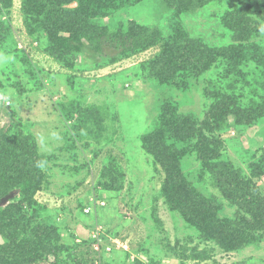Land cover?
<instances>
[{
  "label": "rangeland",
  "instance_id": "rangeland-1",
  "mask_svg": "<svg viewBox=\"0 0 264 264\" xmlns=\"http://www.w3.org/2000/svg\"><path fill=\"white\" fill-rule=\"evenodd\" d=\"M91 1L83 4L82 24L92 31L143 28L154 32V40L133 54L109 48L93 51L81 30L61 27L52 37L64 42L74 35L80 40L64 63L65 57L59 60L49 53L52 29L25 22V0H0V33L7 31L5 43L11 52L0 53V131L11 129L8 140L16 139L18 132L34 138L44 160V175L28 179L33 185L27 195L18 185L0 192V210L5 209L0 217V264L32 259L35 264H94L103 254L98 242L110 248L103 264H199L181 261L184 246L187 254L195 246L211 250L210 259L200 264H264V229H251L240 221L244 213L221 196L215 184L217 168H202L198 147L166 138L168 145L176 146L179 169L194 190L243 238L231 251L205 242L165 202L164 173L142 148V137L158 116L173 113L201 121L211 107L227 104L228 96L261 102L264 5L255 3L254 13L247 17L259 23L254 29L249 20L246 27L243 24L241 2L220 1L198 15L181 16L163 0ZM54 6L69 17L80 12L78 0ZM226 14L237 27L219 21ZM249 28L254 29L250 34ZM259 56L263 57L256 61ZM173 80L179 86L172 85ZM74 102L100 107L105 114L104 136L100 142L90 141L86 150L82 141L76 142V149L63 148V136L71 135L73 121L62 119L60 107L66 112ZM260 120L257 126L242 127L228 115L227 128L215 135L223 142L220 162L231 173L252 179L264 198V116ZM94 153L98 156L92 164ZM107 155L115 158L124 181L114 199L102 193L101 200L107 201H101L96 194ZM257 168L260 172L252 176ZM100 202H105L101 209ZM23 209L28 218L33 216L31 222L19 218ZM112 250L115 257L108 256Z\"/></svg>",
  "mask_w": 264,
  "mask_h": 264
},
{
  "label": "trees",
  "instance_id": "trees-1",
  "mask_svg": "<svg viewBox=\"0 0 264 264\" xmlns=\"http://www.w3.org/2000/svg\"><path fill=\"white\" fill-rule=\"evenodd\" d=\"M53 1L58 2V4L67 2V0H25L26 5L24 7L26 10H24V20L27 24L31 23L34 26H41L40 28L52 29L51 33L48 32V37L52 38L53 43L49 53L55 59L63 60L62 57H65L64 63L67 61L68 52L72 54L78 47L80 40L74 35L64 42L52 37L54 35L52 33L59 31L58 28L61 27H69L76 32L81 30L86 37V41L90 46L89 48L93 51H102L103 48H109L113 51H118L120 54H133L146 48L154 40V32L143 28L127 29L124 31L117 28H113V31L110 29L92 31L91 28L82 24V18L86 14V10L83 11V4L90 5L93 3L91 0H78L80 12L78 15L75 14L71 17L68 16L67 12L55 7ZM163 1H167V5L175 10L176 15L181 16L198 15L210 4L220 3V1L229 2L231 5L241 2L243 7L238 12L243 13V24L245 27L248 25L249 19L247 20V17L250 18L249 16L254 13L252 9L255 3L260 4L257 6L264 5V0ZM28 6L30 7L29 12L27 10ZM221 20L223 24L229 22L233 27H237L228 14L222 15L219 18V21ZM249 22L250 26L254 29L259 25L258 22H253V20H249ZM254 29L249 28L247 33L250 34ZM6 33H0V45L5 48H7L5 43L7 39ZM4 47L0 46V53L7 56L11 54L8 48L5 50ZM256 48L253 47L254 50ZM262 57L259 56L256 61H260L259 59H262ZM78 80L79 78L74 79L75 82ZM156 81L159 82L160 78L156 77ZM258 83L263 94L259 96L261 102L257 104H254V98L249 99L248 102H244L240 97L228 96L231 99L227 101V104L220 105L221 107L217 108L211 107L201 121L192 120L189 116H179L173 113L161 115L158 116V122L154 127L142 137L143 150L152 157L154 163L159 165L164 173L161 193L165 202L172 205L173 211H178L190 226L203 235L205 242L213 241L215 245L225 251H231L238 247L242 243L243 238L226 221L218 218L215 206H212V204L194 190L186 176L179 169L180 154L176 146L168 145L166 138L170 140L174 139V142L177 140L180 143L191 144V148L198 147L199 149L196 154L197 158L201 161L202 168H217L214 171V175L217 178L215 184L221 196L244 213L245 217H242L240 221L251 229H264V198L259 194L256 184L251 182L252 179L247 180L236 172L231 173L220 162L217 155L223 142L219 135H215V133L222 132L227 128L226 117L228 115L233 116L236 124L243 125L242 127L260 124V118L264 116V76H260ZM172 85L179 86L175 80L172 81ZM223 98L224 96H222ZM81 105L80 102L78 104L74 102L70 106L65 107L66 112L61 110L60 107L62 119L65 121L69 120V122L73 121L70 124L71 135L67 133L63 136L65 140L64 149H76V142L82 141V146L86 150L90 147V141L95 140V142H100L99 139H102L104 136L103 117H105V114L99 112L100 107H82ZM10 130L5 129L4 131H0V192L3 191L6 194L12 186L18 185V188L22 189L21 194L25 196L33 185L28 179L32 178V176L38 179L44 175L42 171L44 160H42L41 154L38 153V146L34 138L24 136L21 132H18L15 135L16 139L8 140L7 137L10 136ZM205 132L209 133L211 137H205ZM97 156L94 153V157L90 160L92 164ZM102 161L104 163L100 169L99 179L104 182H98V187L100 188L98 192L96 191V195L101 200V194L106 193L111 196L109 198L112 200V197L114 199V196L118 192L120 193L123 187L124 175L122 176L120 173V168L115 164V158L111 155H107L105 160ZM90 162L88 165H91ZM253 168H255V165H252ZM118 171L119 173H117ZM259 172L260 168H257V171H254L252 176L257 175ZM100 203H103V205L99 204V208L101 209L105 206V202ZM10 209L12 207H9L8 210ZM4 211L0 210V217L2 219ZM8 213L12 216L11 211H8ZM19 218L25 220V222L33 220L32 215L29 218L25 215L24 209L23 213L19 214ZM34 218H36V214H34ZM97 245L103 254L99 257L98 263L94 262V264H103L106 256L104 254L105 250L109 247L103 246L99 242ZM181 249L183 250L179 254L181 261H195L200 264L210 259L209 253L211 250H206L205 248L198 250V247L195 246L194 248H190L191 253L187 254L188 250L185 246L181 247ZM115 253L112 250L108 256L112 255L115 257ZM125 257H128V255H125ZM74 259L72 258V260ZM101 259L104 262H101ZM36 262L32 259L30 262H25L24 264H35Z\"/></svg>",
  "mask_w": 264,
  "mask_h": 264
},
{
  "label": "built area",
  "instance_id": "built-area-1",
  "mask_svg": "<svg viewBox=\"0 0 264 264\" xmlns=\"http://www.w3.org/2000/svg\"><path fill=\"white\" fill-rule=\"evenodd\" d=\"M100 205H103V203H100ZM86 211V213H88V210H85ZM98 248L97 249H99V246L98 245H96ZM106 251H109V248H106Z\"/></svg>",
  "mask_w": 264,
  "mask_h": 264
}]
</instances>
